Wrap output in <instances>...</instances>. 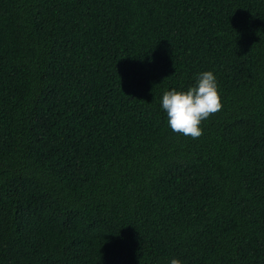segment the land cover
<instances>
[{
  "label": "trees",
  "instance_id": "16d2710c",
  "mask_svg": "<svg viewBox=\"0 0 264 264\" xmlns=\"http://www.w3.org/2000/svg\"><path fill=\"white\" fill-rule=\"evenodd\" d=\"M173 258L264 264V0H0V264Z\"/></svg>",
  "mask_w": 264,
  "mask_h": 264
},
{
  "label": "clouds",
  "instance_id": "9594fccd",
  "mask_svg": "<svg viewBox=\"0 0 264 264\" xmlns=\"http://www.w3.org/2000/svg\"><path fill=\"white\" fill-rule=\"evenodd\" d=\"M162 108L174 133L191 139L200 138L203 122L223 109L216 76L212 71H204L197 75L195 85L187 90L164 92ZM170 264H182V261L173 258Z\"/></svg>",
  "mask_w": 264,
  "mask_h": 264
}]
</instances>
